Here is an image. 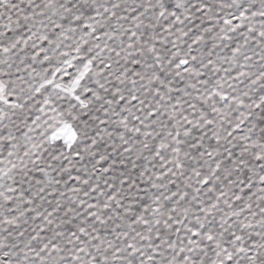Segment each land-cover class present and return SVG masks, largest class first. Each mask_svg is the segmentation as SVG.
<instances>
[{
    "label": "snow or ice",
    "instance_id": "6c2138e0",
    "mask_svg": "<svg viewBox=\"0 0 264 264\" xmlns=\"http://www.w3.org/2000/svg\"><path fill=\"white\" fill-rule=\"evenodd\" d=\"M0 264H264V0H0Z\"/></svg>",
    "mask_w": 264,
    "mask_h": 264
}]
</instances>
